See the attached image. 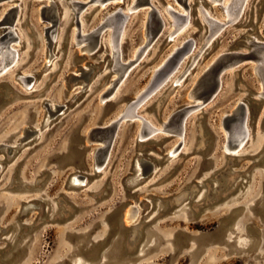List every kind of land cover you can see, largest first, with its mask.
Segmentation results:
<instances>
[{
	"label": "rangeland",
	"instance_id": "obj_1",
	"mask_svg": "<svg viewBox=\"0 0 264 264\" xmlns=\"http://www.w3.org/2000/svg\"><path fill=\"white\" fill-rule=\"evenodd\" d=\"M53 1L0 2V45L7 41L19 53L0 72V264H264V104L254 101L262 89L256 61L225 70L205 104L191 97L213 58L264 42V0H248L233 22L219 1L148 0L125 20L114 53L110 26L92 48L79 35L138 0H58L61 8ZM200 6L224 24L208 43ZM166 7L189 13L174 36ZM153 8L166 25L148 39ZM190 42L137 113L161 128L201 106L182 135L139 138L141 119L121 113ZM242 102L257 107L251 133L228 151L225 125ZM113 122L107 157L96 167L102 142L86 136Z\"/></svg>",
	"mask_w": 264,
	"mask_h": 264
},
{
	"label": "water",
	"instance_id": "obj_2",
	"mask_svg": "<svg viewBox=\"0 0 264 264\" xmlns=\"http://www.w3.org/2000/svg\"><path fill=\"white\" fill-rule=\"evenodd\" d=\"M3 1H6V0H0V2H3ZM8 1L14 2L16 0H8ZM182 1L185 3L187 0H182ZM137 2L139 5L149 3L148 0H138ZM208 3H210V2L208 1ZM69 4L71 6H73L74 8H75V6H78L75 8V10H77V11L81 8L79 5L76 4V2L70 1ZM53 5L54 6H60L61 5L60 6V8H61V7H63L64 2L54 0ZM175 14L179 15L181 18L187 17V15H182V14H178V13H175ZM125 18H126V14L123 13L121 10H118L117 12H115L114 14L109 16L107 18V20L99 28H97L96 30H94L90 34H85V35L80 34L79 35V37H80L79 41L84 40L85 42H87V45L89 46V48H92L95 45V43L97 42L102 30L106 27V25L109 22L119 23V22H123L125 20ZM78 23H79V21H78ZM79 26H80L79 28L81 31V24L80 23H79ZM163 26H164L163 19L159 16L158 12L156 10H154V8H153V12L150 14L149 26H148V31H147V38L151 39ZM15 38H17V36ZM6 42H4L3 44H6ZM191 44H192V42L187 44L181 50H178L177 52H175V54H172V56H170L164 62V64L160 67V69L156 72L152 83L154 81H156L157 79L161 78L162 76H164L166 73H168L178 63V61L182 58L183 54L189 48H191ZM248 46H250L249 52L230 51V52H223V53L219 54V56H218L219 60L212 63L210 66H208L206 72L203 74V76L198 81L196 89L193 92L195 94V96H197V97L202 96L203 98H205L207 100H209L211 98V96L218 90V88L221 84V80L226 74L225 72H223L219 76V68L223 64H225L229 61H234V60H240V62H242L243 60H247V59H250V60L258 59L261 61L263 58L262 51L264 49V42L250 41L248 43ZM114 63H115V68L117 70H120V72H124V68L118 64L117 60H115ZM256 74H257L259 80H260V78L264 80V63H262V65L260 66V71ZM21 78L25 82H28L24 77H21ZM21 78H20V80H21ZM254 101L256 103L258 102L260 105L264 104V95H260L259 92H257V98ZM189 108L184 109L183 111H181L180 113L175 115L173 118H171V121L173 122V124H177L179 122L180 114L183 113L184 111L188 110ZM256 109H257V107L255 105H251L249 103L242 102L239 104V106L235 110L232 111L233 118L231 121H229V123L227 125H225L226 131H227V136H228V141H227V150L228 151H232V148H234L237 145L240 138H242V139L246 138L247 139L250 136V133H251L250 129H249L250 121L252 119L253 112H255ZM116 127H117L116 122H113V124H111L109 126H101V127L91 129L90 132L86 136V140L88 142H92V141L102 142L101 140H103V139L106 140L105 142H102V146L96 148V150H95L96 162H98L99 165L106 159V156H107V153L109 150V146H110V142L113 138ZM96 162H95V164H96Z\"/></svg>",
	"mask_w": 264,
	"mask_h": 264
},
{
	"label": "bare ground",
	"instance_id": "obj_3",
	"mask_svg": "<svg viewBox=\"0 0 264 264\" xmlns=\"http://www.w3.org/2000/svg\"><path fill=\"white\" fill-rule=\"evenodd\" d=\"M101 1V0H98ZM210 3H213L214 1H219L224 3L226 6V12L227 15L229 17V22H233L239 15L240 11L243 10V8L246 6V3L248 0H208ZM139 6L138 2H136L135 4L129 6V11L126 14V18L125 20L129 17V14L132 13L133 10H135V8H137ZM165 10L172 16V21L170 22L171 25L174 26V29L170 32L169 36H174L175 32L180 31V27L182 25H184L185 23H187L189 21V13L187 14L186 18H181L179 15L175 14L173 11H171V9L169 7H166ZM199 12L201 14V18L204 21V23L207 25V31H208V35L205 37V43H208V41L216 34L218 33V31L224 26L223 23L211 18L207 12L203 9L202 6L199 7ZM163 17V16H162ZM125 20L123 22H119V23H113V22H109L106 27L110 26L111 27V44L113 47V53L116 50V47L118 45V41L119 38L121 36V32L123 29V26L125 24ZM164 21V25H166V21L163 18ZM81 42H84L81 41ZM204 45V44H203ZM193 47V46H192ZM189 48L184 54L183 56H185L191 49ZM19 53L18 50L13 49L11 46L6 45V44H2L0 45V72L6 69V66H8L9 64H11V62H14L17 57H18ZM262 55L263 58L262 60H258V59H254L256 61V65L254 67L255 69V73H258L260 71V66L262 65V63H264V49L262 51ZM182 56V58H183ZM219 56V55H218ZM218 56H216L215 58H213V61L208 65L210 66L212 63L216 62L218 59ZM181 58V59H182ZM195 58L196 55L193 56V58L191 59V62L189 64V66L193 65L195 62ZM180 59V60H181ZM180 60L178 61V63L168 72L166 73L164 76H162L161 78L157 79L156 81H154L150 87L148 88V90L142 94H140L136 100L131 103L127 108H125V110L121 113L120 117L122 119H134V118H140L141 119V125L139 126V132H138V137L139 138H145L147 136H150L151 134H153L154 132H169L175 135H182L185 129V120L187 119V117L189 116V114L191 112H193V110H195L196 108H198L199 106H201V104H195L192 107H190L188 110L184 111L183 113L180 114L179 116V122L177 124H173V122L171 121V119L168 120V122L164 123L163 126L161 128L157 127L155 125V123H153L151 120H147L146 118H144L143 116L138 115L137 110L138 107L140 106V104H142V102H144V100L147 98V96H149V94H151L156 88H158L159 86H161L162 82H165L168 78L169 75L171 74V72H173L174 70H176ZM240 62V60H234V61H229L225 64H223L220 68H219V76L228 68L232 67V66H236L238 63ZM186 67L183 72L177 76L173 82H178L180 80V78L182 76H184L186 74V72L189 70L190 67ZM113 69L115 72H118L119 77L120 76H124L125 72H120L119 70H117L115 68V63L113 66ZM122 73V74H121ZM156 74V72H155ZM122 76V77H123ZM171 76V75H170ZM22 77V76H21ZM20 77V78H21ZM21 82L26 85L27 82H25L24 80H22L21 78ZM260 82L262 85V89L259 91L260 95H264V80L260 78ZM191 97L194 100L197 99H201L203 100V104H205L208 100L201 97H197L195 96V94L192 92L191 93ZM202 104V105H203ZM241 137V136H240ZM246 139V138H245ZM245 139L240 138L237 145L232 148V149H239L242 147ZM102 142H105L106 140L103 139L101 140ZM225 149L227 150V146L225 147ZM173 150L170 151V153H172ZM107 157V156H106ZM105 161V160H104ZM103 163V162H102ZM101 163V164H102ZM96 167H98L99 163L96 162ZM74 180L76 181V178H74ZM133 211L135 210L134 208L132 209ZM133 213H131L129 216H131Z\"/></svg>",
	"mask_w": 264,
	"mask_h": 264
}]
</instances>
